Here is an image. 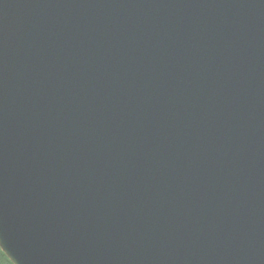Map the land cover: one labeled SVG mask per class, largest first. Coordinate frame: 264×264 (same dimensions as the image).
<instances>
[{"label": "water", "instance_id": "95a60500", "mask_svg": "<svg viewBox=\"0 0 264 264\" xmlns=\"http://www.w3.org/2000/svg\"><path fill=\"white\" fill-rule=\"evenodd\" d=\"M0 250L264 264V0H0Z\"/></svg>", "mask_w": 264, "mask_h": 264}, {"label": "trees", "instance_id": "16d2710c", "mask_svg": "<svg viewBox=\"0 0 264 264\" xmlns=\"http://www.w3.org/2000/svg\"><path fill=\"white\" fill-rule=\"evenodd\" d=\"M0 264H11L5 255L0 251Z\"/></svg>", "mask_w": 264, "mask_h": 264}]
</instances>
